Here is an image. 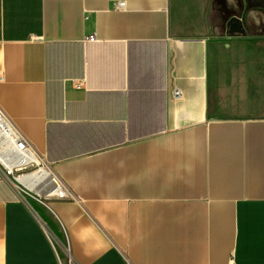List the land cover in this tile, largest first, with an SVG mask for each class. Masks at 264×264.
Here are the masks:
<instances>
[{"label": "crops", "instance_id": "1", "mask_svg": "<svg viewBox=\"0 0 264 264\" xmlns=\"http://www.w3.org/2000/svg\"><path fill=\"white\" fill-rule=\"evenodd\" d=\"M231 2L245 35L205 0H0V105L72 195L0 175V264H264V0Z\"/></svg>", "mask_w": 264, "mask_h": 264}, {"label": "built area", "instance_id": "2", "mask_svg": "<svg viewBox=\"0 0 264 264\" xmlns=\"http://www.w3.org/2000/svg\"><path fill=\"white\" fill-rule=\"evenodd\" d=\"M119 2L117 9L124 7ZM96 40V35L87 37ZM0 175L19 194L41 202L71 198V192L52 164L43 160L26 136L16 127L0 105Z\"/></svg>", "mask_w": 264, "mask_h": 264}, {"label": "rangeland", "instance_id": "3", "mask_svg": "<svg viewBox=\"0 0 264 264\" xmlns=\"http://www.w3.org/2000/svg\"><path fill=\"white\" fill-rule=\"evenodd\" d=\"M206 1V6L207 8H213L215 11H217L219 15V20L215 24L211 22V27H212V34L214 36H223L226 37L229 35L228 33V28H227V23L231 14V9L230 7H233V11H236V4H233L231 1L232 0H205ZM254 43V41H251ZM256 43L260 41H255ZM250 42L245 43V46L248 45ZM226 45V44H224ZM237 104V103H234ZM251 105L247 102H239L235 106H231L230 110H249L251 109Z\"/></svg>", "mask_w": 264, "mask_h": 264}, {"label": "water", "instance_id": "4", "mask_svg": "<svg viewBox=\"0 0 264 264\" xmlns=\"http://www.w3.org/2000/svg\"><path fill=\"white\" fill-rule=\"evenodd\" d=\"M227 27L228 33L231 36L246 34V28L239 12L229 19Z\"/></svg>", "mask_w": 264, "mask_h": 264}, {"label": "flooded vegetation", "instance_id": "5", "mask_svg": "<svg viewBox=\"0 0 264 264\" xmlns=\"http://www.w3.org/2000/svg\"><path fill=\"white\" fill-rule=\"evenodd\" d=\"M238 8H239V5L236 4V11L238 10ZM233 10H234V9L232 8L231 11L234 12ZM232 12H231V13H232ZM231 15H232V14H230L229 19H230L231 17H233V16H231ZM228 21H229V20H228ZM227 28H228V27H227Z\"/></svg>", "mask_w": 264, "mask_h": 264}]
</instances>
